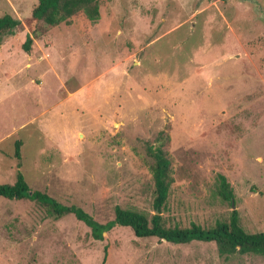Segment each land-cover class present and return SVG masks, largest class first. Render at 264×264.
Instances as JSON below:
<instances>
[{
  "label": "rangeland",
  "instance_id": "1",
  "mask_svg": "<svg viewBox=\"0 0 264 264\" xmlns=\"http://www.w3.org/2000/svg\"><path fill=\"white\" fill-rule=\"evenodd\" d=\"M37 0H0L23 20ZM22 48L0 43V184L32 190L104 223L116 205L154 211L145 144L160 131L174 181L165 226L264 229V0H100ZM46 48V49H45ZM33 54V55H32ZM42 57H41V56ZM21 141V165L15 143ZM0 264H264L221 256L214 241L172 243L117 225L94 239L74 214L0 196Z\"/></svg>",
  "mask_w": 264,
  "mask_h": 264
},
{
  "label": "trees",
  "instance_id": "2",
  "mask_svg": "<svg viewBox=\"0 0 264 264\" xmlns=\"http://www.w3.org/2000/svg\"><path fill=\"white\" fill-rule=\"evenodd\" d=\"M100 0H37L29 16L23 20L10 14L0 15V43L6 36L14 35L18 28L26 27L22 48L27 53L33 42L47 33L51 28L62 22H68L78 12H83L88 19L95 21L99 17ZM167 134L160 131L155 141L148 140L145 152L150 158L149 170L153 179L154 213L149 217L143 212L115 206L114 217L104 223L95 220L88 212L76 205H65L44 191L32 190L20 172L13 183L0 184V196L10 199H30L46 207L48 213L55 218L72 213L89 228L94 239H103V233L113 227L127 226L138 237L155 236L172 243H189L192 240L214 241L217 251L224 258L235 254L264 255V229L258 232H248L240 223L237 209L230 211L227 222H216L206 228L191 221L187 227L165 226L162 209L174 181L171 159L160 142ZM21 141L15 143V156L18 166L21 165ZM216 194L222 201L231 202L234 199L233 189L223 174L217 175ZM231 204V203H230Z\"/></svg>",
  "mask_w": 264,
  "mask_h": 264
},
{
  "label": "water",
  "instance_id": "3",
  "mask_svg": "<svg viewBox=\"0 0 264 264\" xmlns=\"http://www.w3.org/2000/svg\"><path fill=\"white\" fill-rule=\"evenodd\" d=\"M231 205H232V209L234 208V204H233V201H232V203H231ZM105 234V232L103 233V235Z\"/></svg>",
  "mask_w": 264,
  "mask_h": 264
},
{
  "label": "crops",
  "instance_id": "4",
  "mask_svg": "<svg viewBox=\"0 0 264 264\" xmlns=\"http://www.w3.org/2000/svg\"><path fill=\"white\" fill-rule=\"evenodd\" d=\"M46 49V48H45ZM33 55V54H32ZM41 56V55H40ZM42 57V56H41Z\"/></svg>",
  "mask_w": 264,
  "mask_h": 264
}]
</instances>
